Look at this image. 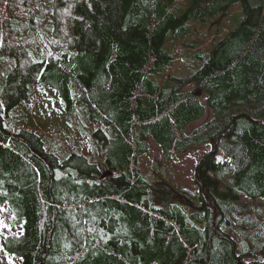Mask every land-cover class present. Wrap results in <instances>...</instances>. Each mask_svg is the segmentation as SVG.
Listing matches in <instances>:
<instances>
[{"label": "trees", "instance_id": "16d2710c", "mask_svg": "<svg viewBox=\"0 0 264 264\" xmlns=\"http://www.w3.org/2000/svg\"><path fill=\"white\" fill-rule=\"evenodd\" d=\"M35 87L64 128L96 122L78 130L97 157L13 128ZM149 138L168 160L210 145L196 190L140 173ZM5 206L22 231L0 251L20 264H264V0H0Z\"/></svg>", "mask_w": 264, "mask_h": 264}, {"label": "rangeland", "instance_id": "374dc122", "mask_svg": "<svg viewBox=\"0 0 264 264\" xmlns=\"http://www.w3.org/2000/svg\"><path fill=\"white\" fill-rule=\"evenodd\" d=\"M233 9L236 10L237 6H235ZM197 27H199V30L206 31L208 33L206 35H210V39L205 38L206 42H201V47H208L211 42V38L213 37L214 30L207 29L199 25H197ZM226 27H228V25L223 26L222 34L226 32ZM196 36L197 33L196 35L190 34L184 38V41L193 40L196 38ZM179 49L181 48L179 47ZM190 56L191 53L188 49H182L181 51H178L177 60L172 66L170 65L164 70V74H179L181 72V66L184 63L183 59L187 58V60H189ZM199 64L201 65L202 62ZM194 68L195 63L187 65V68L185 69L187 72L185 73L189 74ZM192 87L193 84H190L185 89L188 90ZM35 89V95L32 97V100L26 105L22 106V110H20L18 113V122L13 128H16V126H24L40 132L45 141H51V145L54 147L57 153L61 152L66 154L71 150H77L90 155L91 157H97L98 151L96 145L92 142H89L88 138L86 137L88 132H84V135H82V133H80L78 130L79 126L87 127V124L93 125L96 124V122L92 124L88 122L86 117L83 115L84 110L81 109L79 116L76 117L77 124L79 123V125L73 127L72 124H70L68 127L64 128L66 114L63 101L60 98L58 99L53 92L48 91L47 93L43 94V92L39 93L37 87H35ZM202 100L205 101V95H203ZM26 113L31 114L30 120H27L28 116ZM202 120L194 123L191 126V129L201 123ZM66 123H68V120ZM10 125L14 126L11 122ZM74 129H76V132L73 131ZM148 142L150 144L149 153L142 155L139 159L138 169L140 173L145 175L148 174L154 164H156L161 173H163L174 183L178 184L180 187L196 190L197 186L194 182V169L197 164V160L205 150L210 148V145L191 148L184 153L177 155L175 160H168L163 156L159 146L151 138L148 139ZM51 149L54 150L53 148ZM61 153L59 154L64 156ZM7 212V206L0 209V241L2 237L6 236L11 231H14L17 234L21 233L22 231L21 227L13 220V218L7 215ZM20 262L21 260L18 257L9 255L3 250L0 251V264H20Z\"/></svg>", "mask_w": 264, "mask_h": 264}]
</instances>
